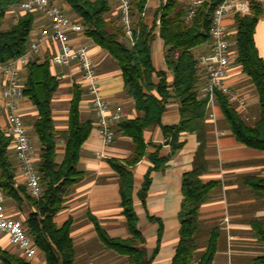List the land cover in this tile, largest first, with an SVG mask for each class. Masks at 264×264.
Here are the masks:
<instances>
[{
	"label": "trees",
	"instance_id": "16d2710c",
	"mask_svg": "<svg viewBox=\"0 0 264 264\" xmlns=\"http://www.w3.org/2000/svg\"><path fill=\"white\" fill-rule=\"evenodd\" d=\"M23 0H0V61L7 62L23 54L30 43L34 29L35 12L19 13L18 5ZM54 2L53 0H51ZM69 6L75 19L84 27V35L106 50L116 59L122 71L124 88L133 98L137 112L135 117L126 118L116 124V130L133 141L131 154L126 159L106 158L118 175L121 207L126 219L129 236L112 237L89 214L97 235L104 246L114 253L125 256L128 264H151L156 256L162 235L159 223L157 245L150 253L146 238L138 227V216L134 208L133 167L144 157L151 162L138 190V197L145 202L151 185V173L164 170L171 155L179 151L184 141L182 132L196 133L199 145L194 155L191 170L182 175V201L178 212L179 241L171 264H213L217 250V239L221 230H211L206 249L199 252L201 237L200 207L210 199L212 189L219 180L204 182L202 175L208 171L207 158L209 141L207 99L199 96L204 77L199 68V55L208 51L211 43L210 26L212 14L218 0H206L198 6L193 17L186 19L189 8L187 0H160L151 22L145 19L148 0H131V14L135 28V44L126 38L112 0H61ZM55 3V2H54ZM13 22L5 27L9 10ZM251 13L236 14L234 62L242 67L249 77L258 96L256 117L241 114L236 104L221 91L216 92V103L235 138L249 147L264 151V59L255 43L254 33L259 19L264 15V4L250 0ZM67 11V12H68ZM159 19V24L157 20ZM157 35L163 40L164 58L173 80L167 79V71L157 69L152 58V42ZM24 94L37 109L33 121V138L38 145L37 170L42 186L40 196H32L25 183H18L13 162L9 156L12 137L0 128V191L7 199L18 205H30L24 225L38 249L43 251L45 264H75L76 249L70 235L72 218L61 226L55 222V215L64 207L66 195L85 175L79 170L82 145L88 139L93 127L91 119H82L80 102L84 94L81 83L73 81L68 110V127L58 130L52 110V100L60 88L61 80L50 70V57L43 62L30 61L26 68ZM155 78L158 81H155ZM179 101L180 120L177 124L164 125L162 114L171 99ZM160 126L171 155L160 156L158 151L148 152L144 131ZM63 142V157L57 160L59 144ZM245 183L257 197L264 198V177L247 175ZM252 229L259 242L264 244V222L254 219ZM254 264H264V252L255 257ZM2 264H31L24 257L0 246Z\"/></svg>",
	"mask_w": 264,
	"mask_h": 264
},
{
	"label": "crops",
	"instance_id": "0c3cea01",
	"mask_svg": "<svg viewBox=\"0 0 264 264\" xmlns=\"http://www.w3.org/2000/svg\"><path fill=\"white\" fill-rule=\"evenodd\" d=\"M260 1L264 4V0ZM155 4L147 5L148 10L159 6V4ZM61 6L68 14L69 6L64 3H61ZM115 10L116 7L111 13L112 16H115ZM11 11L9 10L7 13L8 18H10V15L12 16ZM153 13H146L145 19L147 22L152 21ZM45 23H47V20L40 13L35 12L34 29L31 37L39 35L40 29ZM226 23L234 42V33L236 32L234 18H228ZM73 36H75L78 43H84L90 47V52L97 64L98 84L101 94L112 105H121L127 109L131 118L139 114L135 109L133 98L124 88L122 71L116 59L84 34L77 36L74 33ZM254 38L259 54L264 59V15L256 25ZM151 47L155 67L166 70L167 79L171 82L173 75L166 67L163 40L157 35ZM59 48L60 44L58 42L48 40L42 45V52L35 56L34 60L43 62L47 57L51 58ZM58 67H64V69ZM50 70L62 81L67 77H73V81L82 84L84 94L80 102L81 118L93 121L90 135L82 145L81 157L78 163L79 170H82L85 175L69 190L63 209L55 215V222L61 226L68 218L71 217L73 220L70 235L76 249L75 264H120L118 257H124L125 259L126 257L120 256L104 246L97 235L93 222L89 219V214H93L99 220L110 236L122 238L129 236L126 219L120 204L118 175L106 158H128L133 148V141L130 137L116 130L115 125L116 137L112 145L106 148L107 157H97L96 152L102 148L103 140L94 123L91 97L86 92L80 74L70 70L67 66L51 63ZM1 78L0 75V86ZM155 81H158V79L155 78ZM246 81L248 82L246 83ZM227 83L245 96V113L250 112L251 116L256 117L258 114L257 93L249 77L242 71V67L235 62L232 63L228 72ZM61 87L62 82L60 89ZM68 94L70 98L68 99L67 109L62 110L63 99L57 98L60 97L59 94H55L52 100L53 117L58 130H66L68 127L71 88ZM56 103L59 106H56ZM234 103L237 106L238 103ZM179 106V101L174 98L168 102L161 118L164 125L179 122ZM21 110L28 128L33 133L32 123L38 116L35 105L26 98L21 104ZM215 113L214 119L209 115L207 119L209 129L207 158L210 161V166L208 171L201 177L204 182L219 180L220 183L212 189L210 199L200 207L202 230L200 239L204 238V241L199 239V252L206 249L211 230L218 227L221 234L217 239V250L213 264H254L253 259L263 254L264 244L255 237L252 222L254 219L264 222V198L257 197L253 193L245 183L244 177L247 175L264 177V151L239 142L229 129L217 105ZM5 125V118L0 116V128L3 130ZM144 139L147 143L148 152L157 150L160 156L171 155V147L166 143V138L160 126L145 130ZM180 140L184 141V145L179 151L170 156L166 168L151 173L152 181L145 202L139 199L138 190L151 162L147 157H144L133 167L134 208L138 216V227L146 238V246L150 253L157 245V231L159 228V223L150 217L159 218L163 226L159 250L151 264H171L179 241L180 223L178 212L183 198L181 190L182 175L191 170L194 155L199 145L196 133L182 132ZM62 146L63 142L59 144L58 161H61L63 157ZM9 156L15 168L17 182L25 183L12 144L9 147ZM225 216L228 217L227 222H224ZM142 218L144 222L140 226L139 223ZM147 228H150L148 235L143 230ZM0 246L19 254L16 249L8 244L6 237L2 234H0ZM26 260L31 264L46 263L45 254L41 250L33 258Z\"/></svg>",
	"mask_w": 264,
	"mask_h": 264
},
{
	"label": "built area",
	"instance_id": "2783aa9c",
	"mask_svg": "<svg viewBox=\"0 0 264 264\" xmlns=\"http://www.w3.org/2000/svg\"><path fill=\"white\" fill-rule=\"evenodd\" d=\"M119 15L121 26L131 45L135 44V28L131 14V0H112ZM206 0H190L186 19L189 21L198 6ZM19 13L38 12L47 20L39 35L31 37L27 50L17 58L0 61V116L6 120L3 130L12 137V145L16 151L22 174L28 192L32 196H40L42 186L37 170L39 152L29 135L28 126L21 110V104L26 96L24 82L27 64L42 52V45L53 40L60 48L50 58V63L63 65L78 72L86 92L91 97L94 111V123L102 136L103 145L96 152L97 157H107L106 148L112 145L116 132L114 126L130 117V113L121 105H112L100 92L98 84L97 64L90 52V47L78 43L73 34L82 36L83 25L66 13V10L51 0H23L18 5ZM15 14V8L11 9ZM251 13L250 0H218L212 14L210 26L211 43L208 51L199 55V68L204 77L199 88V96L207 99L208 115L215 118L216 92L221 91L229 96L230 101L237 102V110L245 112L246 98L237 89L227 83L228 72L234 62L235 41L226 20L236 14ZM17 19V14H15ZM159 24V19L157 20ZM228 217H224V222ZM0 234L4 235L10 246L16 249L25 259L33 258L39 251L33 238L27 233L22 221L11 216L6 205V197L0 191ZM0 264L1 261H0Z\"/></svg>",
	"mask_w": 264,
	"mask_h": 264
},
{
	"label": "rangeland",
	"instance_id": "374dc122",
	"mask_svg": "<svg viewBox=\"0 0 264 264\" xmlns=\"http://www.w3.org/2000/svg\"><path fill=\"white\" fill-rule=\"evenodd\" d=\"M53 1L55 3H57V4H59V5H61V3H62L61 0H53ZM187 1H190V0H187ZM151 3H156L155 5H158V4H160V0H148V5H151ZM156 8L157 7H155L154 9L153 8H150V10H148L147 13L148 14H152L155 11ZM68 13L72 14L71 11H68ZM12 22H13L12 16L10 15V18H8V16H7L6 19H5V27L9 26ZM58 68L59 69H64V67H58ZM72 79H73V77L72 78L71 77H67L63 81L61 80L62 87H61V89L59 88L60 91L58 90L57 93H56V95L57 94L60 95V97H57V98L63 99V101H62L63 103L61 105L62 110L68 108V99L70 98L69 97L70 95L68 93L70 92L71 84L73 82ZM247 82L248 81H246V83ZM57 104L58 103H56V106H59V104L58 105ZM241 114H243L245 116H251L252 115L250 112H248V113L247 112L246 113L244 112V113H241ZM28 131H29V135H30V137H31V139H32V141L34 143V146L36 147V149L38 151V148H37L38 145L34 141V138L32 136L33 135L32 130H30L28 128ZM6 204H7L8 211L10 212L11 216L15 217L16 219H19L20 221H22L24 223V220L27 217V214H28V211H29L28 209L30 208V205L28 203H26V202H24L21 205H18L16 202H14L11 199H7ZM143 222H144V220L142 218L141 221H140V223H139V225L142 226ZM143 230H144V232H145L146 235H148L150 233V228L149 229L148 228L147 229H143ZM200 240L201 241H204V238H201ZM8 251L12 252L11 250H8ZM115 258H117V257H115ZM118 258L120 260V262H119L120 264H128L127 260L124 257H121V258L118 257Z\"/></svg>",
	"mask_w": 264,
	"mask_h": 264
}]
</instances>
